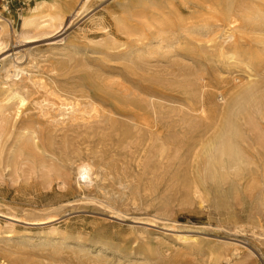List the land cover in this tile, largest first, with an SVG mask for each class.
<instances>
[{"label":"rangeland","instance_id":"rangeland-1","mask_svg":"<svg viewBox=\"0 0 264 264\" xmlns=\"http://www.w3.org/2000/svg\"><path fill=\"white\" fill-rule=\"evenodd\" d=\"M206 3L66 0L60 34L1 40L0 264H264V166L231 176L220 197L197 177L226 93L264 81L255 59L211 53L232 41L220 23L203 27ZM32 5L0 0V17L19 33ZM262 17L237 29L244 50L263 49ZM61 101L78 111L62 116ZM248 121L264 158V120ZM80 161L102 180L80 189Z\"/></svg>","mask_w":264,"mask_h":264},{"label":"bare ground","instance_id":"bare-ground-1","mask_svg":"<svg viewBox=\"0 0 264 264\" xmlns=\"http://www.w3.org/2000/svg\"><path fill=\"white\" fill-rule=\"evenodd\" d=\"M27 1L33 3V5L26 14L20 16L21 27L19 33L13 31L6 20L0 17V51L7 47L1 40L10 34H15L21 39L51 33L60 34L66 13L74 8V5L71 4L68 5L66 11H63L66 0ZM205 7L207 18L203 21H207V24L205 23L203 27H209L215 22L220 23L224 27L223 35L226 39L230 38L232 41V44L225 45L211 42L209 45L211 53L219 58L231 61H236V58L245 56L251 60L255 59L257 61L255 63L264 72V47L262 50H244L239 44L243 38L237 34V29L241 28L243 21L248 23L251 19L259 18L261 15L264 24V0H208ZM257 43L264 46V40H259ZM18 71L21 72L20 69ZM25 75H29L28 72ZM259 77L260 75H248L245 81L240 82L238 86L226 93L228 98L225 101L224 108L218 112L219 121L216 131L200 145L202 149L200 160L201 167H204V173L201 174L197 171V177L202 184L210 181L214 190L213 192L211 189H206L205 196L214 193L217 197H220L223 192L222 184L229 181L231 176H235L241 169L257 163L264 166V158L258 151V146L250 143L244 130V127L249 124L248 118L253 113L258 114L260 119L264 120V81L257 80ZM262 77L264 79V73ZM19 103L20 106H23L25 100L21 97ZM58 111L62 116L66 112L70 116L78 110L75 105L61 101L58 104ZM138 126L146 131L150 137L158 134L153 122L143 121ZM37 147L38 144H36ZM73 166L74 179L80 189L90 188L94 186L96 181L102 180L101 172L94 169L86 161L73 163ZM256 168L260 169L261 167ZM189 192L194 197L203 195L196 184ZM262 199L264 201V192ZM258 226L264 229L260 221H258ZM262 236L259 240L260 245L264 244V234ZM256 255L262 259L263 253L257 249Z\"/></svg>","mask_w":264,"mask_h":264}]
</instances>
